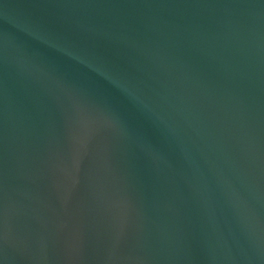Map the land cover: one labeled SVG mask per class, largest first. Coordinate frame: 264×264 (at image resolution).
<instances>
[{"label":"water","instance_id":"obj_1","mask_svg":"<svg viewBox=\"0 0 264 264\" xmlns=\"http://www.w3.org/2000/svg\"><path fill=\"white\" fill-rule=\"evenodd\" d=\"M0 264H264V0H0Z\"/></svg>","mask_w":264,"mask_h":264}]
</instances>
